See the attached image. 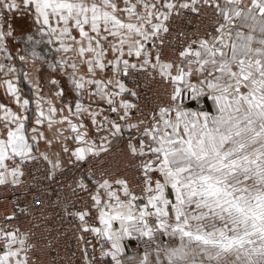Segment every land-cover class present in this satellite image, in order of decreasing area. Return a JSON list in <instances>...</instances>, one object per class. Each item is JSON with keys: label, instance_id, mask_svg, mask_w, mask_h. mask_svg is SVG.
Returning a JSON list of instances; mask_svg holds the SVG:
<instances>
[{"label": "snow or ice", "instance_id": "6c2138e0", "mask_svg": "<svg viewBox=\"0 0 264 264\" xmlns=\"http://www.w3.org/2000/svg\"><path fill=\"white\" fill-rule=\"evenodd\" d=\"M14 15L32 20L23 50ZM192 17L204 26L177 31ZM44 41L71 99L59 79L45 93L23 72L32 93L19 87L17 62L42 66ZM138 76L162 88L147 112ZM0 97V185L41 161L56 183L67 156L84 264H264V0H0ZM117 142L130 168L101 162ZM17 219L0 221V264H37Z\"/></svg>", "mask_w": 264, "mask_h": 264}, {"label": "built area", "instance_id": "2783aa9c", "mask_svg": "<svg viewBox=\"0 0 264 264\" xmlns=\"http://www.w3.org/2000/svg\"><path fill=\"white\" fill-rule=\"evenodd\" d=\"M191 15V14H189ZM193 23L187 25L186 21L177 22L182 25L177 31H195L197 25L204 26L198 18L192 17ZM175 35V32L172 34ZM172 37H169L171 40ZM171 49H165L166 54ZM127 87L136 89L140 98L138 102L141 109L147 112L153 107L159 99L162 98V88L156 83H150L143 76H138L136 80H127ZM200 104H203L201 101ZM123 145L114 143L111 152L102 157L101 162L106 166L116 168H130L131 164L126 161L122 154ZM85 167H87L85 165ZM63 174L58 175L56 183L50 184L45 180V164L41 161L38 163H29L25 166V176L21 179L23 183L17 187L0 185V221L6 214L15 212L17 220L14 222L19 226L21 232L31 230L35 233L33 239L38 243L34 259L37 264H48L49 261L55 260L56 264H84L82 249L87 247L89 256L92 255L91 246H86L78 239L81 234L78 230V221L72 216L65 215L64 205L67 204L71 209L83 207L82 200L73 196L70 186H73V177L78 175V171L71 164L63 167ZM129 171L127 175L132 176ZM83 197V193L79 194ZM34 198L44 201V204H35ZM24 209V212L20 210ZM95 243V239L89 234H84ZM146 245H141V248ZM51 249L49 252L48 249ZM137 244L134 241L129 247V252L135 251ZM98 256L99 253L97 252ZM106 260L108 258H105Z\"/></svg>", "mask_w": 264, "mask_h": 264}, {"label": "crops", "instance_id": "0c3cea01", "mask_svg": "<svg viewBox=\"0 0 264 264\" xmlns=\"http://www.w3.org/2000/svg\"><path fill=\"white\" fill-rule=\"evenodd\" d=\"M15 30H16V39L15 40H9V47L15 51L16 47H19L21 50L24 49L25 44L24 41L26 39V34L29 30L34 31L32 29V20L28 18L27 16H20V15H14L11 20ZM21 33H25V35H22ZM37 51L41 53V55L44 57L43 65L37 64L35 67H33L32 62L29 61L27 65L21 66L19 62H17V68L21 69L19 75V87L21 88L22 93L25 96H28L32 93V87L30 83L25 79L23 76V72H27L29 74V77L31 80L36 81L39 80L41 85L43 86V90L45 93H48L50 85L49 80L50 79H59L61 81V87L65 89L67 92V95L65 97L66 100L71 99L72 92H71V85L68 83L66 78L60 77L57 74L52 73L51 69L48 67L50 63H54L56 59H58V56L55 52V47L53 45L47 44L46 41L42 42L37 47ZM0 102H7L3 99V97H0ZM186 103H188L186 101ZM195 103L191 102L190 107H195ZM201 105V104H200ZM201 108H204L205 110H212V103L211 101H208L207 99L203 100V106H200ZM34 110V109H33ZM41 150H44L45 145L43 142H41ZM52 151H59L58 146H54ZM62 161H63V167L69 164L68 157L62 154ZM134 241H131L128 243V249L133 244Z\"/></svg>", "mask_w": 264, "mask_h": 264}, {"label": "rangeland", "instance_id": "374dc122", "mask_svg": "<svg viewBox=\"0 0 264 264\" xmlns=\"http://www.w3.org/2000/svg\"><path fill=\"white\" fill-rule=\"evenodd\" d=\"M200 106H203V104H201ZM195 107H198L197 105H195ZM193 109H195L194 107H193Z\"/></svg>", "mask_w": 264, "mask_h": 264}]
</instances>
